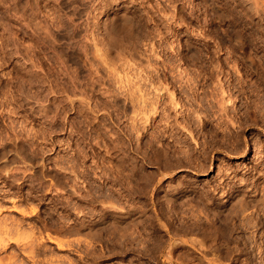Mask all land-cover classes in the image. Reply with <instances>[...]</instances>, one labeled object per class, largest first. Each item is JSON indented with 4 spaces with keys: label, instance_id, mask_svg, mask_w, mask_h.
<instances>
[{
    "label": "bare ground",
    "instance_id": "bare-ground-1",
    "mask_svg": "<svg viewBox=\"0 0 264 264\" xmlns=\"http://www.w3.org/2000/svg\"><path fill=\"white\" fill-rule=\"evenodd\" d=\"M10 1H12L11 2L12 12L11 13H8L7 11L3 10L2 7L0 8V41H1L0 42V64H2L4 62V58H6L7 62H10L11 69L13 70V73H14V74L13 73L12 74L15 75V76L12 75L13 78L10 80H13L12 86L15 87V91L19 94V96L22 95V98H25L26 102H24L23 106L27 107V110L29 111V113L31 112L30 114L33 113L35 116L36 115H37V117L39 116V118L41 119L40 121H42V123L44 122L43 124H45L46 127L50 129L49 132L51 130L57 129V128H55V126H57L59 124H57L55 122L58 120L57 118L60 116L61 111L63 109L61 110L59 108V105H58V102L61 100L62 96L61 97H58L59 95L56 96L59 98L58 99L59 101L57 100V104H56V102L53 101V99H52L53 96L48 97L47 93H49V92L45 93L47 91L46 89L54 92L52 94H55V92L62 89L63 91H65L64 95L66 93V96H65L66 99H68L72 104H76L75 106L79 105V107L80 106L85 107V104H87L89 101H91L89 99H86L88 97V95H89L90 99L93 98V97L92 98L90 97V94H89L90 91L93 90L94 93H95V91H98L100 96L98 95V97H95L93 99H98L99 97L101 98V93H102V95L103 94L106 95V102H105V99H102V100H104L105 103L102 100H100V102L102 101L105 104V106L107 104L108 105L110 104V102H107V98L109 96L111 97V98L109 97V99H112L114 103L116 102L115 104L113 103V105L111 103V105L116 106V104H117V107L115 108V109H118L116 111V114L113 112L114 117H115V115L118 116V117L116 116L117 120H118L119 116L121 117V115H123L124 118H126L125 116H127L129 119L134 121L137 119V117L139 115H141L137 119L140 121L143 120L144 126L142 125L141 128H146V125H149V126L152 125L153 121L156 122L155 116L156 115L160 116V114H161L160 112H162V110L159 111L161 109L160 106L164 105V103L168 99L165 98L167 100L164 101V103L162 105H161V101H163V98L167 94V97L168 96L170 97V98L168 97L170 99V101L169 100L168 101L171 103L169 104V102L168 103L166 102L165 105L168 104L170 106L171 104H173L174 107L180 106V104L182 103V102L180 103V101L183 100L185 98V96L188 98L185 101L188 102L189 105L188 106L185 105V107H184V108H186V106H187V111L185 112L186 115H185V117H183V119H178L176 117L177 115L176 116L174 115L176 117V119L174 120L175 117L170 113V111L168 112V110L165 108V105L162 107H164L163 109L167 110L169 115L170 114L172 115V116L170 115V117H174L171 121L174 120L173 123H175L176 127H178L180 129V131L182 130V132L183 131L187 132L185 134L189 135L190 139L194 142L195 146H197L200 142H198V139L196 137L199 134V130L198 131L196 130L197 131L196 133L194 132L195 129L193 128L194 127L193 124L195 125V123L193 122V124H192V120L195 121V119H193V117L196 116V118L198 117L200 121H203L204 126L207 125V121L208 122L211 121V123L213 122L214 125L216 126V128H215L216 133H213V130H212V137L210 138L211 141L208 140V141H205L204 144H202L203 150L201 149V151L199 153V154H201L202 159L199 160V161H201V163L197 164V167H198V169L196 168L197 170L207 171V170L211 169L212 160H213V158L217 157L216 155H214L215 147H213V146H215V145L218 146L217 141H216L217 143L215 145H214V143H211V142H212V139L217 138V136L219 134L222 136V137H220L222 139L219 138L220 135L218 136L220 141L223 140V141L232 142V144H233L232 149H234L236 152L245 153L247 151V148L249 146V144H248L249 141H247L246 137L242 138L243 135L241 136V134H240V133H242L241 132L242 127L237 126L236 122H238V121L235 122V120L237 118H239V121H240V116H239L240 114L238 115V117L236 119H234V117H235L234 113L231 112V110H233V111L235 110V108H233L234 103L233 102H232L233 104L229 103L233 100L232 95H234L235 92H233V94H227L225 91L226 90L224 88L225 86L222 83L224 82L225 78H227L226 77L227 74L226 75L224 74L225 78L223 77L224 75L222 76L224 78L223 80L220 77H218V79H217V76H219V74L220 73L222 74V72H223L222 71L223 69H221V68L224 67V70H225V67L227 69H229L230 67L228 68L225 65H227V63L231 64V62L230 61L228 62L226 60V62H227L226 63L225 60L223 59L224 63H226V64L224 66H221V64L219 62L220 61L219 58L222 55H228V56H226L227 59L228 60L231 59L234 61V62L232 61L234 63V65L231 64V69H233L232 65H233V67L236 66V69L234 68V70H232L231 73L233 71H236V73L240 72V71L237 72V68H238L237 62L238 61H240L242 63L241 67L244 66V67H246L245 69L248 68L250 71H252V73L259 72L260 69L264 72V0H154V2H156V4L154 3L155 7L152 9V11H150L149 9L146 10L147 16H146V14L144 15V16H146L144 22H146V23L150 22L149 25L152 23V25L149 26V28L151 27L150 31L147 29L148 23H147V26H145L146 23H145V25H142L144 32H142L143 30H141L142 37L140 36V38H141V41L143 38L142 44L144 46L143 47L144 50H143V48H142V50H141V48L139 50V48H138L139 44H137V41L135 40L137 33L136 34H135V32L133 33L132 28H131V25H133L135 16L132 13L131 9L129 8L130 0H104L106 2V4L108 5V11L111 10V13H109V12L106 13V16H105L106 18H104L103 21H101L102 19L101 20L99 19L101 22H97L96 20H94L95 21V29L92 26V28L94 29L92 32L90 30L91 29L90 28L91 23L89 24L87 20H86L87 22H85L83 20V17L81 20L80 12L82 10L79 11L76 7L75 9H71L69 14L65 12V9L69 8V3H70L69 1H71V0H45V2L47 1V2H50L51 4L53 3V5H57L60 8V9H57L58 13L55 12L56 6H54V9H52L53 11L51 10L50 7H49L50 9L48 8V6H53L50 3H48L49 5L45 3L48 6L43 5L44 8H42L41 1H44V0H25L26 1L25 3H27L29 6L26 8L22 7L23 9L18 7L19 2L21 0H10ZM72 1L76 2L77 0H72ZM86 1L88 2L89 0H86ZM132 1L133 0H131V2ZM136 1L141 2V0H134L133 2H136ZM21 2L24 3V1H21ZM90 2L94 3L93 0H91ZM0 4H1V1H0ZM95 4L96 5L93 4L95 6L93 8L97 9L98 4L97 3H95ZM82 6H83V8H86L88 5L86 3H83ZM96 6H97V8H96ZM46 7L48 9V10L46 9L48 11V14L44 12V9ZM99 10H101V8ZM49 11H52V12L49 13ZM88 11H89V9H87V12ZM91 11H92V9H91ZM84 12H86V10L81 12V13H84ZM89 13H90V11H89ZM94 13H95V11H94ZM92 14L93 13H91L90 15H92ZM97 14H93V16L95 17V15H97ZM91 17L92 16H90V18ZM93 19L94 18L92 17V20ZM97 19H98V17H97ZM79 20H81V21H79ZM143 20L141 21L142 23H143ZM161 20H162V22L166 21L165 24L168 22L170 24L174 23V25L175 24L177 25L175 28L173 27V29L170 28L172 30H169V31H171V33H173V34L178 32V33H176L178 35V38H179V34H181V33L184 34L183 36L181 35L182 36V38H181L182 42L179 41L180 39L177 40V44H178V42H180V43H182V45L176 44L174 46L171 44V46H168L169 44L167 42L168 48H172V49H168V48L167 49L168 50L174 49L177 52V54H174L175 51L173 52V54L175 55L174 57H172V58H174L173 60H175V58L178 57L177 55H180L179 56L180 58H177L176 60H178V61H180L179 59H181V61L184 60L185 64L187 61L191 62L190 65L193 63L196 64L198 66L197 67L198 71L195 68L196 66L193 67V65L191 67V70H192V68H195L193 70H196L197 72L188 70L189 69L188 67L190 65H188L184 69L181 68L182 65L179 64L181 61L179 63L178 62L177 63L181 66L180 68L183 70H181V69L179 70V68L177 66L178 64L176 66H174V63L172 62L171 57H169L170 59H168V56H167V59H166V57L163 58L164 56H162L161 51L164 53L165 47L162 48L161 45L163 44L164 41L166 42L167 34L165 33L166 31H164L162 27H164L166 30L168 27L166 28L165 26L167 24L165 26H163L162 23H161V25H162V27H161V25L159 24V21H161ZM82 22H84L85 25L89 26L87 28H90L89 30H90L91 36L88 35L89 33H86V31H87L86 27H82L83 26ZM142 26H140V29L142 28ZM171 27H172V25H171ZM126 28L128 29L129 32H127ZM89 30H88V32H89ZM122 30H126V32L130 33L131 35H133V34L135 35V36L134 35L129 36L130 34L127 35L130 38L135 37L133 40L129 39V45L122 47L119 44V42H118L119 38H117V37H116L117 39L116 38L111 39V40H113L112 43L110 41L111 44L107 41V40H109V38H111L112 33H118L120 31L123 32ZM153 33H155L156 35L154 36ZM175 35H174V37L177 36V35L176 36ZM21 36L27 37L28 40L31 39V40H29V42H31L33 40L34 43L35 42L37 43L38 47H36V48L33 47V45H32L33 42H31L32 44L29 45V42L26 43V41H25L26 39L23 41L24 38L22 39V42H24V43H22L20 40ZM156 37H157V39H156ZM140 38H139V42H140ZM176 39H177V37L175 38V40ZM175 40L173 38L171 40V42L175 41ZM165 42H164V44H166ZM171 42L169 41V43H171ZM175 43H173V44H175ZM139 47H141V46H139ZM159 47L161 49H159ZM213 47L215 49V51L213 49V51L215 53L212 52V50H211ZM217 53H218V55H216ZM165 54H166V52H165ZM173 54H172V56H173ZM226 57H225V59H226ZM221 60H222V58H221ZM7 62H6V64H7ZM69 62H71V64H69ZM224 63H222V64H224ZM72 65L74 66V68ZM125 66L127 67V69L129 68V70H131V71H129L130 73H132V71H133L132 69H134L133 72L137 71L135 68L138 66L141 69V70H138V72H137L138 74H140L139 76L141 77V79H140L141 87H142V85H144L143 87H148L150 90H152L151 92H149V90H146V91H148V94L150 95V93H152L155 96L150 95L151 97L149 96L150 98H147L148 97V95H146L147 92L143 93V90L145 91V89L144 88L140 89L141 87L139 88V86L137 87L139 90L137 89V91H136V89H135L136 87L134 88L132 86L131 89L129 88L127 90L129 92L126 91L127 93H125L123 91V87H124V90H125V87L127 89V86H128L127 84L130 83L128 80H130L132 82V83H130L131 85L132 84L134 85V82L131 80L132 78L130 77V79H128V76L130 75V73H128L129 74L128 75L127 73L126 74L123 73L124 69L122 72H121V70H119L120 68H124ZM134 66H136V67H134ZM175 67H177V69H178V74L176 73L177 76L174 75L175 74L174 71H173V75L171 73ZM183 67H185V66H183ZM210 67H212V69L209 70ZM177 69H176V71H177ZM125 71H127V70H125ZM141 71L143 73H141ZM119 72H121V74L123 73V76L120 75ZM214 72H216L215 73L216 75L214 74ZM208 73H210V75H208ZM244 73H246V71H244ZM249 73L250 72L246 73L247 76H249L248 75ZM168 74H170V75H168ZM213 74H214V76H216L215 77L216 80L211 81V82L214 81L215 84L214 83L213 84L216 85L214 89L212 87V84L209 85V82H208L210 79L214 78ZM235 74L233 73V75H235ZM259 74L261 76L264 75V74H261V72L258 73V75ZM135 75L138 76L137 74H135ZM237 75H239V74H237ZM240 76L242 77L241 74H240ZM123 77L125 78L127 83L124 81ZM140 77H138V78H140ZM231 77H234V76H231ZM235 77H237V76H235ZM134 78H133V80H134ZM245 78L247 79V77H245ZM259 78L260 77H258V79ZM135 79H137V78H135ZM251 79H253V78H251ZM239 80H242V79H239ZM239 80H238V82H239ZM248 80L250 81V78ZM248 80L244 79L245 82ZM215 81H217V82H215ZM228 81H227V83H228ZM231 81H233V80H231ZM235 81L236 80H234L233 82H235ZM260 81H261V78H260ZM263 81H264V79H262V83H264ZM36 82H39V84L41 83V85L44 87V89L46 90V91H44V94H46L47 97L45 95H44V97H42L43 95L42 96H40V95L43 93H38V94H36L38 96H35V94H33V97H32V98H35L37 100H31L32 98L30 99L29 87L32 86L33 83L35 84ZM137 82L139 83V79L135 83L138 84ZM233 82H232V84H233ZM240 82H242V81H240ZM245 82H242L243 85ZM252 82H253V80H252ZM252 82L250 84H254L256 82V80L254 83H252ZM122 83H123V85H122L123 87L121 86ZM124 83L126 84V86H124ZM176 83H178V84L176 85ZM247 83L249 84V82H247ZM257 83H259V82H257ZM140 84H138V85H140ZM230 84H231V82H230ZM248 84L246 87H248L250 85V84L249 85ZM237 85H236V87H237ZM135 86H137V85H135ZM207 86L212 87L211 88L212 90L208 91L210 89ZM227 86H230V85L228 84ZM260 86H261V84H260ZM262 86L264 87V85H262ZM39 87H40V85H39ZM39 87H38V89H41ZM184 87L186 88V90L184 89ZM234 87H233V89L236 90ZM243 87H245V86H243ZM243 87L241 86L242 89H243ZM250 87H251V85H250ZM87 89H89L90 91L87 92ZM115 89L116 90L118 89L119 94H116L115 92L113 93V91ZM238 89H240V88H238ZM238 89H237V91H238ZM13 90L11 91L12 93L11 92H9V93L13 94ZM134 90L136 92L139 91L138 94L136 92H134ZM177 90H178V92H181L183 90H184L183 91L184 93L186 92V95L183 92H182V94L179 93L181 95H185L184 98L183 97L181 98L180 95H178L179 97H175V92ZM228 90L229 89H227V91ZM234 90H231V91H234ZM0 91H2V90L0 89ZM131 91L133 93H135L134 96H132ZM241 92H243V91H241ZM244 92H245V90H244ZM246 92H248V89ZM9 93L7 92V94H9ZM87 93H88V95H87ZM139 93H141V94L139 95ZM229 93H231V92H229ZM263 93H262V95H264ZM2 94H4V93L2 92ZM120 94H121V97H120ZM136 94L139 96H136ZM226 94L229 96H227ZM55 95H54V98H55ZM85 95H86V98H85ZM94 95L95 94H92L91 96H94ZM240 95H242V94H240ZM243 95H244V93H243ZM14 96L15 95L13 94V97ZM39 96L42 98H39ZM50 97H52V98L50 99ZM136 97H139V98H136ZM237 97H239V96H237ZM251 97H253V96H251ZM119 98H121V100ZM5 99H7L6 94H4V98L2 100H4V101L8 100V99L7 100H5ZM85 99L87 100V102ZM109 99H108V101H110ZM19 100H20V98H19ZM63 100H62V102H63ZM249 100H251V99H249ZM4 101H1L2 104ZM98 101H99V99H98ZM98 101L96 100V103H100ZM118 101H120V102H118ZM134 101H136V103H138V102L139 103L136 104ZM235 101H237V100H235ZM65 102H66V100H65ZM94 102H95V100H94ZM118 103H121V104H119V106H118ZM228 103L230 104V106L228 105ZM247 103H250V101ZM251 103H250V105H251ZM2 104H1V108H2ZM8 104H9V102H8ZM8 104H6L7 107L9 106ZM182 104H184V102ZM64 105H66V104H64ZM64 105L62 103V106H64ZM95 105H97V104H95ZM168 105H167V107H168ZM62 106H61V108H62ZM73 106L74 105H72L71 108ZM91 106L89 105V108H92L94 106V104L92 107ZM64 107H66V106H64ZM110 107L111 106L109 105V108L108 107L107 108L110 109ZM68 108L69 107H67V109ZM81 108H79V109H81ZM94 108H96V107L94 106ZM99 108H101L100 105H99L98 109ZM102 108L105 109V107H103V105H102ZM249 108H251V107H249ZM249 108L247 106L246 111H248ZM171 109H172V106H171V108H169V110H171ZM252 109H254V107ZM255 109H258L256 107V104H255ZM88 110L89 109H87L86 111H88ZM91 110H92L91 112H93L94 109H91ZM180 110H178V111L180 112ZM182 110H181V112H182ZM97 111H102V110L100 109ZM113 111H114V108H113ZM172 111L174 112V110H172ZM65 112H67V110ZM65 112H63V114ZM109 112H111V111H109ZM164 112H166V111H164ZM176 112H175V114H176ZM179 112H178V114H180ZM238 112H240V111H238ZM168 113H166V114H168ZM255 113H254V115H252L253 113L252 114L248 113V114H251L249 116H251V118H252V116L257 115ZM235 115H236V113H235ZM244 115H245V112H244ZM159 116L157 118H159ZM161 116H163V115L161 114ZM166 116L168 117V115H166ZM166 116H164L163 118H165ZM179 116H180L179 118L182 117L181 115H179ZM259 116H261V115H259ZM263 116L264 115H262V117ZM62 117L65 119L66 116H62ZM170 117H168L167 119H170ZM106 118H103V119H106ZM121 118H123V117H121ZM161 118H159L158 121H160ZM163 118L161 119L162 121H164ZM243 118L245 119V117H243V115H242V119ZM247 118H246V120H247ZM251 118L249 119V121L252 120ZM254 119H257V118H254ZM60 120L61 119H59L58 121H60ZM69 120H71V119L69 118ZM199 120L197 122H199ZM72 121L73 120H71V123H72ZM64 122H65V120H64ZM164 122L166 124V121H164ZM170 122H169V124L171 126V124H173V123L172 122L170 123ZM241 122H243V121H241ZM251 122H254V121H251ZM103 123H105V122H103ZM137 123H141V122H137ZM169 124L167 121L166 125H169ZM199 124H202V123H199ZM245 124H247L246 121H245ZM245 124L243 123V125H245ZM258 124H259V122H258ZM73 125H74V123H73ZM100 125H102V124H100ZM212 125H211V127H212ZM65 126H67V124ZM69 126H70V124H69ZM105 126H107V128H108V125H105ZM149 126L147 128H149ZM160 126L161 125H158V128ZM204 126H203V128H204ZM60 127L61 126H59V128ZM62 127H63V125H62ZM73 127H72V130L75 129V127H74V129H73ZM92 127H94V126H92ZM138 127H139V125H138ZM161 127H163V126H161ZM107 128L105 127L106 131L108 130ZM164 128H165V126H164ZM166 128H167V126H166ZM195 128H196V126H195ZM200 128H201V125H200ZM207 128H209V127H207ZM20 129H22V128H20ZM70 129L71 128H69V130ZM134 129H132V130H134ZM211 129H213V127ZM211 129H208V130H211ZM4 130H5V128H4ZM140 130H142V129H139L138 131L140 132ZM203 130H202V132L203 133L206 132V134H207V131H203ZM13 131H11V132H13ZM113 131L114 132H112V131L108 132V134L110 135V138L108 135L109 140H107L108 138L106 139L107 141H109V145H108V147H106V149L107 148L108 149L106 151L109 152L110 155H109L108 160L105 161L106 163L102 162V163H104V165L100 162L103 165V167H102V165L99 166L100 163L98 165L93 163V165L91 166V169L89 168L90 166H88V168L91 170L89 173H88L89 169H86L84 171L83 170L78 171V170H76L77 168L75 170L72 169L76 173V176L75 175L74 176L76 178L78 177L79 179H82L81 180L83 182L82 185L85 183V187H83V189L86 188V189H84L85 191L83 189L81 191V188L79 189L78 188L79 186H76L77 185L76 183H75L76 185L69 183L68 181H66L67 179L66 180L63 179L64 181H62V179H60V175L62 172L59 173L57 171H53V170H51L52 168L47 171L44 167V164H45L44 159L43 158H37V157H35L36 154L34 156L33 154L27 152L29 149L27 151L24 150V155H23V158L21 161V163L23 164L22 165L23 167L20 166L21 164L18 165L17 167H13L14 165L11 166L12 165L11 162L14 159L11 160V162H10V159L6 158V157H8V155L6 156V154H5V151H4L5 148L2 147L3 149H1V147H0V183L2 184V186H0V212H2L3 209L7 206L6 202L8 200L7 198H9L8 201L11 202L10 207L16 211H19L20 214L27 216L30 211H28L27 209L21 208V207H22V204H24V202H26L28 200V197H30L29 195L31 193L29 194V193L23 192V190H24L23 185L26 184L29 187L31 192L42 193L41 198L44 199L43 196L46 192H48L49 187H47L46 184L44 183L46 180L43 181L42 179H45L46 177H48L49 180L51 181L50 182L51 184H49L50 186L56 187V185L59 184L60 185L59 187H61V189L63 191H66L67 195H71V196H69L71 198H68L65 201L63 200V202H62V204H64L66 211H69L70 214L64 215V216L62 214V217H61L62 222L61 223H63V225H61V227L64 228L65 233L66 232L67 233H74V234L79 233L78 234L79 236L80 235L84 236V238H83V236H81L83 238L82 243L86 242L87 245H85L84 248H82L83 245H82V247L80 246V248L78 249V251H80V252L77 251L76 253L80 254L83 252L87 256L88 255L91 256V254L93 256L94 250H92L90 248L91 247L90 244L92 242L91 241V238H92L91 235L94 233L96 234V232H94V229L98 230V228H102V226H104V225L106 226V224L110 225L111 223H113V224H111L113 226H111L110 228L113 227L114 230L112 229L111 232L114 234H118V232H119V234H121L122 237H125V239L128 243L132 240H135V241H136V239L138 240V238H140V237L133 239L132 234L135 231H137L139 233V231L141 229V227H140L141 226L140 225L141 224L140 223L141 218L149 216V217H151V219H153L154 214H155V217L159 218L158 217L159 213H157L156 210H155L156 213L153 211L152 212L154 214L151 213V210L154 208V206L152 203H150V201H147L148 199L146 197V196H148L147 194H150V191H151L150 195H152V197H153V195L156 196L157 195L156 193H158L157 187L159 189V186H160V191H162V194L159 195V197H161L166 202H168V201L170 202L172 200V197L177 195L176 193L182 192L181 195H183L182 197H184V198L191 195V192H189L190 190H188V188H186L183 185V182L180 179L181 178L180 175H177L176 173L179 171H182L184 169V166H186L185 158L192 160V157H193V160H194L195 154H197V153H194V151L190 150V152L191 151L192 152L191 153L189 152L185 156L176 155L177 153H180V152L181 153H187V151L183 150L182 146L180 147V145H179L180 144L179 140H181L182 143H183V140L181 138L179 139V137H177V133H169L168 135H166L165 129L162 133H158V132L157 133L156 132H154V133H146V132L143 133L142 132V133H136V135H134V134L129 132V133H126V141L123 140V138L125 136L124 137L122 136L123 137L122 138L120 133H116L114 128H113ZM155 131H156V129H155ZM3 132H5V131H3ZM170 132H172V131H170ZM175 132H176V130H175ZM77 134L79 135V133H77ZM123 134L125 135V133H123ZM210 134L211 133L208 132L209 137L211 136ZM80 135H82V134H80ZM85 135H86V133H85ZM181 135H182V133H181ZM88 136L89 135H87V137ZM204 136H205V134H204ZM17 137H19V136H17ZM79 137H81V136H79ZM92 138H91V140H93ZM218 138H217V140H218ZM2 139H1V141H2ZM7 139H9V138H7ZM243 139H244V142H243ZM84 140H85V145H84V147H82V150L80 149L81 153H83V158L84 157L87 158L88 156H90L92 161L94 162L95 161L94 157L98 156L97 155L98 153L95 152L96 149L94 148L93 143H92L94 140L92 142L89 140V138H85V139H83V141ZM9 141H11V140H8V142ZM99 141H100V139H99ZM185 141H186V139H185ZM187 141H188L187 146L189 147V145H191V143L189 144L188 139H187ZM213 142H215V141L213 140ZM100 143H102V142H100ZM220 143H218V144H220ZM2 144H3V142H2ZM16 144H17V142H15V145ZM212 144H213V146H211ZM0 145H1V143H0ZM19 145H21V144L19 143ZM205 145H209L210 147L209 146L206 147ZM27 146H29V145H27ZM9 147H10V151H11L12 146L10 145ZM223 147L226 150L225 146H223ZM218 148H219V146H218ZM5 150H7V149H5ZM228 151H226V152L228 153ZM107 152H105V153H107ZM209 152H211V154ZM231 152H233V151H231ZM22 153H23V150H22ZM208 154H210V158H209L210 162L208 161L209 159L207 160V158L209 156ZM64 157L66 158V155ZM102 158H103V156H102ZM196 158L199 159L200 157L197 156ZM98 160H100V159H98ZM62 161H64V160H62ZM61 163H63V162H61ZM64 165H65V162H64ZM147 165L148 166L150 165L153 168V171H150L151 173L148 171L150 174L147 173V171H146ZM54 168H55V166H54ZM80 168L82 169L83 167L80 166ZM28 169H29V171L31 170L30 173H27ZM61 169H62V167H61ZM189 169L191 170L190 167H189ZM61 176H63V178H65L67 175L65 176L64 174H62ZM141 179L144 180L143 183H141ZM72 180L75 182L78 181V180H74V179H72ZM53 181H55V183ZM61 183H63V184H61ZM159 183H160V185L157 186V184H159ZM55 189H57V188H55ZM61 195L62 194H60V196ZM210 199L208 197V200H210ZM189 205H191V203ZM30 206H32V205H30ZM97 212L99 214L100 213H102V214H100L101 217L100 218L97 217L98 219L96 220L95 219L96 217H94V216L97 214ZM2 214L0 217H3ZM70 215H73L74 217H71ZM14 219L11 220V222H9L8 217L4 216L3 218H0V230H3L2 232H4V233H9V230L13 227H15V229H18V230L23 229V227H26V226H24V224H25V221L23 220L24 218H22V220L21 219L20 220H17V219L14 220ZM197 222L195 224H197ZM133 225H135V226H133ZM29 226L32 229V230L31 229L30 230L33 232H34V229H36V230L38 229L37 233L39 232L38 233L39 237H36V238L33 237L31 242L28 241V243L30 242L29 244L24 243L25 245H23V244L22 245L25 247H23V246H20V247L23 248L24 252H27L28 254L33 253L35 255L37 252L39 253V250H42L39 248L40 246L38 247V244L35 245V243L38 240L43 239L46 235L47 236H50V235L45 232L46 235L44 234L45 236H43L41 230L39 229V226H37L36 224L35 225L33 224V226H31V225H29ZM191 226H190V228H191ZM143 227L145 229V226H143ZM130 228L131 229L133 228L134 232H131ZM36 230H35V232H36ZM110 230H109V233H110ZM186 230H188V229L180 228V227H176V226L171 228V230L168 229V235H169L168 240L169 241H167V245L172 246V247L173 246L176 247V246H179L180 243L182 244V242L184 240L180 239L179 237H180L182 231H186ZM140 233H142V232H140ZM188 233H190L189 230H188ZM136 235H135V237H136ZM223 235L227 237L228 234H226V232L225 233L223 232ZM37 238H38V240H37ZM4 239H5V237H4ZM35 240H37V241L35 242ZM141 240H142V237H141ZM150 240H152V239H150ZM66 241L63 243L61 242L60 245L65 246V244H68L70 246V242L69 241L66 242ZM126 241H125V243H126ZM33 242H35V243H33ZM39 242L40 241H38L37 243H39ZM148 242H149V240H148ZM153 242H155V241H153ZM197 242H199V241H197ZM200 242H202V240ZM128 243L126 245H128ZM132 243H133V241L131 242V244ZM135 243H133V244H135ZM152 243L150 241V244H152ZM161 243L162 242H160V244ZM137 244H139V242H137ZM153 244L155 245V243H153ZM157 244H156V246H157ZM202 244H203V246L205 245L203 242H202ZM146 245H145V247H146ZM161 245H159V247ZM119 246H120V244H119ZM203 246H201V247H203ZM127 247L129 248L130 246H127ZM154 247L155 246H153V248ZM130 249H132V248H130ZM154 250H156V249H154ZM44 251H45V249H44ZM156 251H158V250H156ZM138 252L141 253L140 250ZM150 254L153 255L154 253L153 254L150 253ZM80 255H82V254H80ZM101 256H99V257H101ZM58 258H60V257H58ZM92 259H94V258H92ZM94 260H96V259H94ZM33 261L31 263H33ZM36 262H35V264H36ZM48 262H50L52 264H59V263H61V260L55 259V258L52 259V257H50V261H47V263ZM71 262L72 261H69V264H71ZM47 263H45V264H47ZM81 263H82V261H81ZM92 263H94V262H92ZM63 264H65L64 261H63Z\"/></svg>",
    "mask_w": 264,
    "mask_h": 264
},
{
    "label": "rangeland",
    "instance_id": "rangeland-1",
    "mask_svg": "<svg viewBox=\"0 0 264 264\" xmlns=\"http://www.w3.org/2000/svg\"><path fill=\"white\" fill-rule=\"evenodd\" d=\"M0 1H1L0 8L2 7L3 10L7 11L8 13H11L12 12L11 2L12 1H10V0H0ZM21 1H24V3L21 2ZM21 1H20L21 3L19 2L18 7L26 8V7L29 6L27 3H25L26 2L25 0H21ZM90 1L91 0H89L88 2L86 0H84V1L83 0L82 1L81 0H77L76 2H73L71 0V1H69L70 2L69 3V8L65 9V12L68 13V14L70 13L71 9H75L76 7H77V9L79 11L82 10L81 12H83L85 10L87 12V9H89L90 13H89V11L87 13L86 12H84V13L80 12L81 20H82V17H83V20L85 22L88 21L89 24L91 23V26H90L91 29H90V28H87L89 26L85 25L84 22H82L83 23L82 27H86V29H87L86 33H89L88 35H90V30L92 32L95 29V21L94 20H96L97 22H101V21L104 20V18H106L105 17L106 13H108V12L111 13V10L108 11V5L106 4V2L104 0H93L94 3L90 2ZM132 2L130 0L129 8L131 9V11H132V13L134 14L135 17H134V22H133L134 26L131 25V28H132L133 33L134 32H135V34L137 33L138 37L136 36V38L135 37L134 38L137 41V44H139L138 45L139 50H140V48L142 50V48L144 47L143 44H142L143 43V38H142V41H141L140 36L142 37L141 30H143L142 32H144V29H143L142 25H145V23H146V22H144L145 21V17L147 16L146 10L149 9L150 11H152V9L155 7L154 3L156 4V2H154V0H141V2H138V1L133 2V3ZM45 3L48 4L50 2H47V1L45 2V0L41 1L42 8H44V6L46 5ZM83 3H86L88 5L87 6L88 8L86 7L87 9L83 8V6H82ZM95 3L98 4L97 6H98L99 9L101 8V10H99L97 8V6H96L97 9L93 8V7H95L94 5H96ZM48 5H46V6H48ZM51 5H53V3ZM54 6H56V9H55L56 11L55 10L54 11L57 12V9H60L57 5L48 6V8L50 7L51 10H52V9H54ZM46 9H47V7L44 9V12L48 14V11H47L48 9L47 10ZM91 9H92V11H91ZM52 11H49V13H51ZM94 11H95V13H94ZM91 13H93V14H97L98 13L97 15H95V17L97 16L98 19H97V17L95 18L93 16V14L90 15ZM145 14H146V16H144ZM90 16H92L94 19L92 20V17L90 18ZM99 16L100 17L102 16L103 18L102 17L100 18ZM99 19L100 20L102 19V20L100 21ZM141 19L143 20V23L141 22L142 21ZM81 20H79V21H81ZM165 22L164 21L162 22V20L159 21L160 25H161V23H162L163 26H165L167 24L165 27L166 28L168 27L167 30H166L161 25V27L163 28L164 31H166L165 33L167 34L166 42L164 41L166 44H164V42H163V44L161 45L162 48L165 47L166 49L164 48V53L162 51H161V53H162V56H164L163 58L166 57V59H167V56H168V59H170L169 57H171V60L174 63V66H176L181 61V59H179L180 61L176 60L177 58H180L179 57L180 55H177L178 57L175 58L176 61L173 60L174 58H172V57H174L175 56L174 54H177V52L174 49L173 50H168V49H172V48H168V46H171V44L175 46L177 44V40L180 39L179 41H181V38H182V36L184 34L183 33L179 34V38H178V35L176 34L178 32L175 33L177 35L176 36L175 34L171 33V31H169V30H172L173 27L175 28L177 25L176 24L174 25V23L170 24L168 22L165 24ZM147 23H146L145 26H147ZM149 23H148V26H147L148 28L147 27L146 28L150 31L151 27L149 28V26L152 25V23L150 25H149ZM171 25H172V27H171ZM92 26L94 27V29L92 28ZM140 26H142L141 29H140ZM170 28H172V29H170ZM88 30H89V32H88ZM122 31L123 32H121V31L118 32L119 34L118 33H112L111 38H109V40H107V41L109 43L111 41V43H112L113 40H111V39L112 38L115 39L117 37V38H119L118 42H119V44L122 47L123 46L125 47L126 45H129V39L133 40L134 38L133 37L130 38V37L127 36L128 34H130V33H127V32H129L128 29H127V32H126V30H122ZM133 35L130 34L129 36H133ZM153 35L155 36L156 34L153 33ZM174 35L177 37L176 40H175L176 37H174ZM20 38H21L20 39L21 42H22L23 38H24L23 41L26 39L25 40L26 43L29 42V40H31V39L28 40L27 37H24V36L23 37L21 36ZM139 38H140V42H139ZM173 38H174L175 41L171 42V40ZM156 39H157V37H156ZM169 41L171 43H169ZM31 42H33V44ZM31 42H29V45L32 44L33 47H35V48L38 47L36 42L34 43L33 40ZM167 42H168L169 45L167 44ZM22 43H24V42H22ZM173 43H175V44H173ZM178 44L182 45V43H180V42H178ZM139 46H141V47H139ZM159 49H161V48L159 47ZM213 49H214V47L211 49L212 52L215 51V49H214V51H213ZM143 50H144V48H143ZM165 52H166V54H165ZM173 52H174V54H173ZM171 53L173 54V56H172ZM216 55H218V53ZM226 56H228V55H222L219 58V60H220L219 62L221 64V66H224L227 63L226 60L228 62L230 61L231 64L234 65V63H233L234 61L231 60V59L228 60ZM225 57H226V59H225ZM221 58H222V60H221ZM223 59L225 60L226 63H224ZM6 62H7L6 58H4V62L2 64H0L1 65L0 66V89L2 90V91H0L1 92L0 95L2 94V92L4 94H6L7 95V99L9 101L7 99H5V100H7L9 102V104H8L7 101L2 100L4 98V94H2L0 96V108H1V104H2L1 101H4L5 103L3 102L2 108L0 109V143H1L0 147H1V149L5 148V149H7L9 151L8 152L7 150L4 149L6 156L8 155V157H6V158L10 159V162H11V160L14 159L11 162V164H12L11 166L14 165L13 167H17L20 164H21L20 166L23 165L21 163V161H22V158H23V155H24V150L27 151L29 149L27 152L33 154L34 156L36 154L35 157H37V158H43L44 159V163H45L44 167H45V169L47 171L52 168L51 170H53V171H57L59 173L62 172L61 175L62 174H64L65 176L67 175L66 177L64 176L65 178H63V176L60 175V179H62V181L67 179L66 181H68L69 183H72L74 185L77 184L76 186H79L78 188L79 189L81 188V191H82L83 187H85V183L82 185V183H83L81 181L82 179H79L78 177L77 178L75 177L76 173H75L74 170L77 168L76 170H78V171L79 170H83L84 171V170L89 169V168L91 169V166L93 165V163L97 164V165L100 162L101 163L102 162L106 163L105 161L108 160L109 155H110V153L106 151L108 149V148L106 149V147H108V145H109V141H107V140H109V138H110V135L108 134V132H110V131L114 132L113 128L115 129L116 133H120L121 137L125 136L124 138L122 137L123 140H125V141H126V133H129V132L134 134V135H136V133H142V132L143 133H145V132L146 133H154V132L162 133L164 131V129H165L166 135H168L169 133H177V137H179V139L181 138L183 140V143H182L181 140H179L180 144L179 143L178 144L180 145V147L182 146V149L186 150L187 153H181L180 152V153H177L176 155L185 156L186 154H188L190 152V150L194 151V153H197V154H195L194 160H193V157H192L193 161L191 159H188V158L186 159L185 158L186 166H184V169L182 171H179L180 173L176 171L177 172L176 174L180 175V177H181L180 179L182 180L183 185L186 188H188V190H190L189 192H191V195H189L188 197L184 198V197H182L183 195H181L182 192L176 193L177 195L173 196L172 200L170 202L169 201L166 202L161 197H159V195L162 194V191H160V186H159L160 183L157 184V186H159V189L157 187V192L158 193H156L158 196L157 195L156 196L153 195V197H152V195H150L151 194V191H150V194H147L148 196H146V197L148 199L147 201H150V203H152L153 206H154V208L151 210V213L154 214L153 212H155V210H156V212L159 213V215H158L159 218L155 217V214L153 216V219H151V217H149V216L141 218V220H140L141 229H140L139 233L137 231L134 232V229L130 228V231L135 233V234L134 233L132 234L133 237L131 236L133 239L140 237V238H138V240L136 239V241L131 239L133 241V243L136 242L135 244H133V243L131 244L132 241H130L128 243L126 241L125 237H122L121 234H119V232H118V234L112 233L111 231H112V229L114 230V228L113 227L110 228V227L113 226V225H111L113 223H111L110 225L106 224L107 227L104 225V226H102V228H98V230L94 229V232H96V234L94 232H93L94 234L91 233L92 234L91 235L92 236V238H91L92 242L90 244L91 245L90 248L92 250H94L93 251V256H92V254H91V256H89V255L87 256L83 252L80 253L82 255L76 253L78 251V249L80 248V246L82 247V245H83L82 248H84L85 245H87L86 242L82 243L83 242L82 239L84 238V236L83 235L79 236L78 235L79 233H75V234L74 233H67V232L65 233L64 228L61 227V225H63V223H61L62 222L61 221L62 220V218H61L62 214H63V216L70 214L69 211H66V209L64 207V204H62V202H63V200L65 201L68 198H71V197H69L71 195H67L66 191H63L61 189V187H59L60 185L57 182L56 183L58 185H56V187L50 186L49 184H51L50 183L51 181L49 180L48 177H46L45 179H42L43 181L46 180L44 183L46 184L47 187H49L48 192H46L44 194V196H43L44 199L41 198L42 197V195H41L42 193L31 192L29 187L26 184H24L23 185L24 186L23 192L29 193V194L31 193L32 195L31 194L29 195L30 197H28V200L26 202H24V204H22L21 208H24V209H27L28 211H30L29 214L27 216H25V215L20 214L19 211H16V210L12 209L10 207L11 202L8 201L9 198H7L8 199L7 202H6L7 206L3 209L2 212H0V216L3 213L2 216L3 217L4 216L8 217V221L9 222H11V220H13L14 218L17 219V220H20V219L22 220V218H24L23 219L25 221L24 226H26V227H23V229H20V230L15 229V227H13V228H11L9 230V233H4V232H2L3 230H0V264H33V263L35 264V262L37 260H38L37 261L38 263L36 262V264H41V263L45 264V263H47V261H50V257H52V259L53 258L60 259L62 264H63V261H64L65 264H67V263L69 264V261H72L71 264H264V121H263L264 120L263 119L264 116L262 117V115H264V97H263L264 95H262V93L264 92V87L262 86V85H264V83H262V79H264V75L263 76H261L260 74H259L260 76L258 75V73H260V72H261V74H264V72L261 69L259 70V72H254L255 73L254 74L248 68L245 69L246 67H244V66L241 67L242 63L240 61L237 62L238 65L240 64L239 66L237 65V67H238L237 68V72L240 71L241 73L240 72L236 73V71H233L231 73V71L234 70V68L236 69V66L233 67V65H232L233 69H231V64H229V63H227V65H225L228 68L230 67L229 69H227L226 67H225V70H224V67L221 68V69H223L222 71L224 73L223 72H222V74L220 73L219 76H217V79H218V77H220L223 80L225 78V75L227 74V76H226L227 78H225V80H224V82L222 84H224V86H225L224 88L226 89V90L225 89L224 90L226 91L227 94H233V92H235L234 95H232V97H233L232 99L233 100L231 102H229V103L233 102L234 106L236 105L235 107L233 106V108H235V110L234 111L231 110V112L234 113V116H235L234 119H236L238 117V115L240 114L239 115L240 116V121H239V118H237L235 120V122L238 121L239 123L236 122L237 126H241L242 127L241 128V132L242 133H240V134H241V136L243 135L242 138H244V137L247 138V141H249L248 142L249 146H248L247 151L245 153H238L234 149H232L233 148L232 147V145H233L232 142L223 141V140L220 141V139H222L220 137H222V136L219 134L220 136L219 135L218 136H219L220 139L217 136L218 140H217V138H213L212 142H211V143H214V145L217 142L218 143L221 142L220 144L217 143L219 148L216 145L215 146H213V144L211 145V146L215 147L214 155H216L217 157L213 158L211 169H209L207 171H202V170H197L198 169L197 164H200L201 161H199V160L202 159V156L199 153H200L201 149L203 150V145L202 144H204L205 141H208V140L211 141L210 138L212 137V130H213V133H216V131H215L216 130L215 129L216 126L214 125L213 122L211 123V121L210 122L207 121V125L204 126L203 121H200L198 117L196 118V116L193 117V119H195V121L192 120V124H193V122L195 123V125L193 124V126H194L193 128L195 129L194 132L196 133L199 130V134H198L199 136L197 135L196 137L198 139V142H200V143L197 146H195L194 142L190 139L189 135L185 134L187 132H185V131L182 132V130L180 131V129L178 127H176L175 123H173L174 120L176 119V117L178 119H183V117H185V115H186L185 112L187 111V106L189 105L188 102L185 101L188 98L185 96L186 92L184 93L183 92L184 90L181 91V92H178V90H177L175 92V97H179L178 95H180L181 98L182 97L184 98V96H185V98L180 101V103L184 102V104L181 103L180 106L174 107L173 104H171L170 106L167 104L168 105V107H167V105H165V104H166V102L168 103L170 101V99H169L170 97L168 96L169 97L168 98L167 94H166L165 97L163 96L164 97L163 101H161V105H162L164 103V101H166L168 99L169 101L167 100L164 103L165 108L168 110V112L170 111V113L173 116L174 115L175 116L177 115V116L176 117L174 116L175 118L174 117H170L171 114L169 115L167 110L163 109L164 107H162V106H164V105L160 106L161 109L159 111L162 110V112H160V113L163 115V116H161V114H160V116L162 118L164 116H166V115H168V117H170V119H167L168 117L166 116L167 118L166 117L165 118L167 120L165 118H163L164 121H166V124H167V121H168V124H169V122L174 118V120L171 121L174 125L173 124H171V126H170V124L166 125L165 122L161 120L162 118L159 115H156L155 116L156 117V122L153 121L152 125H150V126L146 125V128H141L142 125L144 126L143 120L142 121L137 120L138 117L141 116V115H139L137 117V119H136L137 121L136 120L132 121L127 116H125L126 118H124L123 115H121V117H123V118H121L119 116L118 120L116 118L117 115H115V117H114V113L116 114V111L118 109H115L117 107V104H116V106L115 105L112 106L114 102H113L112 99H109L110 96L107 98V102H110L109 105L111 106L110 109H108L109 105L108 104H107L108 106L106 105L108 107L107 108L105 106V104H104L106 102V95H104V94L102 95V93H101V98L99 97L98 98L99 101H98V99H93L95 97H98V95L100 96L98 91H95V93H94L93 90H92L93 91L92 92L89 89H87V92L90 91V93H89L90 97L91 98L93 97V98L90 99L89 95L87 93L88 97L86 98V95H85V98L89 99L91 101L88 100L89 104L88 103H87L88 105L85 104V107L83 106L84 107L83 108L82 106L79 107L78 104H77L78 106H75L76 104H72L68 99H66V97H65L66 93L64 95L65 91H63L62 89H60L59 91L55 92V94H56L55 95V94H52L54 92H52L51 90L46 89L47 90L46 91L44 89V87L41 85V83L39 84V82H36L37 84L33 83L32 86L29 87V89H30V92H29L30 93V99L33 97V94H35V96H38V95H36L38 93H43L40 96L43 95L42 97H44V95L46 96V94H44V91H46L45 93L49 92V93H47L48 97L49 96H53V98L50 97V99L52 98L53 101L56 102V104H57V100L59 99L58 97L62 96L61 100L60 101L58 100L59 101L58 102L59 108L61 110L63 109L62 110L63 112H65L67 110V112H65L66 114L65 113L63 114V112L60 110L61 111V114L59 116L60 118L58 117L57 119L58 120L61 119V120L58 121L56 119L57 121L55 122V123H57L59 125H57L58 127L55 126V128H57L56 130H51L49 132L50 129L47 128L45 124H43L44 122L42 123V121H40L41 119L39 118V116L37 117V115L35 116L32 113L34 115L33 116L32 114H30L31 112L29 113V111L27 110V107L23 106L24 102H26L25 98H22V95L19 96V94L15 91V87L12 86L13 85V82H12L13 80H10V79H12L13 76H15V75H13L14 73H13V70L11 69L10 62H7V64H6ZM221 62L224 63V64H222ZM190 63L191 62L187 61L186 62L187 65H186L184 60H182L179 63L180 65H182V67L179 64L177 66H178V68L180 70L181 68H183V69L186 68L188 65H190ZM69 64H71V62H69ZM192 65H193V67L196 66L195 68L197 69L198 66L196 64H194V63L191 64L188 67L189 69L188 68L187 69L191 70ZM183 66H185V67H183ZM134 67H136V66H134ZM73 68H74V66H73ZM138 68H139L138 66L135 68L137 70L135 72H133L134 69H132L133 70L132 73L129 72L131 70H129V68L127 69L126 66L124 68H120L119 69V70H121V72L124 69L123 73H125V74L126 73L127 74L130 73V75L128 74L129 76L127 75L128 79H130V77H131L132 78L131 80L134 82V85L133 84L131 85L130 83H132V82L130 80H128L130 83L127 84L128 86H127V89L125 87V90H124V87L122 86L123 83L121 84V86L123 87V91L125 93L129 92L127 90L129 88L131 89L132 86L134 88L136 87L135 88L136 91L138 89L137 88L138 86H139V88L141 87V84H140L141 83V81H140L141 77L139 76L140 74L137 73L138 70H141V69L140 68L138 69ZM175 68L177 69V67H175ZM175 68L172 70L171 73L173 75V71H174V73H175L174 75L177 76L178 69L176 71ZM195 68H192L191 71L195 72L196 70H193ZM183 69H181V70H183ZM210 69H212V67H210L209 70ZM125 70H127V71H125ZM197 71H198V69H197ZM244 71H246V73L250 72L248 74L249 76H247V74L244 73ZM121 72H119V73H120V75L123 76V73L121 74ZM7 73L8 74L10 73V74L8 75ZM141 73H143V72L141 71ZM215 73L216 72H214V74ZM233 73L234 74L236 73V74L233 75ZM135 74H137L138 76H136ZM170 74H168V75H170ZM214 74H213V76H214ZM237 74H239V75H237ZM240 74L242 75V77L240 76ZM208 75H210V73H208ZM231 76H234V77H231ZM235 76H237L239 79H242V80H239ZM134 77L137 78V79H135ZM138 77H140V78H138ZM215 77L216 76H214V78H212V79H210L208 81L209 85L212 84L213 89L215 88L216 85H214L215 84L214 81L213 82H211V81L212 80H216ZM245 77H247V79ZM258 77L261 78V81H260V78L258 79ZM133 78H134L135 81L133 80ZM249 78H250L251 82L253 80L252 83H254L255 80H256L255 83L257 85L255 83L254 84H250L251 82L248 80ZM251 78H253V79H251ZM138 79H139V83L138 82L137 83L140 84V85L135 83ZM244 79L248 80V81L245 82ZM226 80L228 81V83H227ZM231 80H233V81L236 80L235 82L238 85L235 82L231 81ZM238 80H239V82H238ZM124 81L127 83L125 78H124ZM240 81L245 82L244 85ZM215 82H217V81H215ZM230 82H231V84H230ZM232 82H233V84H232ZM247 82H249L251 87H250V85ZM257 82H259L262 87ZM177 84L178 83H176V85ZM226 84L227 85L229 84L230 86H227ZM247 84L249 85L248 87H246ZM39 85H40V87H39ZM135 85H137V86H135ZM236 85L240 89H238L236 87ZM37 86L39 88H41V89H38ZM124 86H126L125 83H124ZM143 86L144 85H142V87L140 89H142V88L145 89V91L143 90V93L147 92V94H146V95H148V97L146 96L147 98H150L151 97L150 95H152V96L154 95L152 93H150V95H149L148 91H146V90H149V92H151L152 90H150L148 87H143ZM232 86L236 90H234ZM241 86L242 87L243 86L246 87V88L243 87L245 92L241 88ZM207 87L210 89L208 91L212 90L211 89L212 87H210V86H207ZM184 89L186 90L185 87H184ZM227 89H229V90L227 91ZM237 89H238V91H237ZM247 89H248V92H246ZM12 90H13V94L15 95L14 97H13V94H11ZM115 90L113 91V93L115 92L116 94H119L118 89L116 91ZM231 90H234V91H231ZM136 91L134 90V92H136ZM241 91H243V92H241ZM7 92L8 93L11 92V93L7 94ZM138 92H136V93L138 94ZM182 92L185 95H181ZM229 92H231V93H229ZM179 93H181V94H179ZM243 93H244V95H243ZM92 94H95V95L91 96ZM137 94H136V96H139L141 93H139V95H137ZM240 94H242V95H240ZM54 95H55V98H54ZM134 95H135V93L132 92V96H134ZM40 96H39V98H42ZM56 96H58V97H56ZM227 96H229V95H227ZM237 96H239V97H237ZM251 96H253V97H251ZM120 97H121V94H120ZM19 98H20V100H19ZM136 98H139V97H136ZM165 98H167V99H165ZM102 99H105V102ZM108 99L110 101H108ZM119 99L121 100V98H119ZM249 99H251V100H249ZM31 100H37V99L32 98ZM62 100H63V102H62ZM65 100H66L67 103L65 102ZM94 100H95V102H94ZM96 100L98 102H100V100H102L104 103L102 101H101L102 103L101 102L100 103H96ZM235 100H237V101H235ZM136 101H134V102L136 103ZM249 101H250V103L252 102L251 103L252 106L250 105V103H247ZM86 102H87V100H86ZM118 102H120V101H118ZM62 103H63V105L66 104V105H64L66 107L62 106ZM111 103H112V105H111ZM138 103H136V104H138ZM170 103L171 102H169V104ZM229 103H228V105L230 106ZM6 104H8L9 106L7 107ZM93 104H94V106L97 109L94 108ZM95 104H97V105L99 104L101 106V108L98 109L99 105L97 106ZM119 104H121V103H118V106H119ZM255 104H256V107L258 109H255ZM60 105L62 106V108H61ZM70 105L71 106L74 105V106L71 108ZM89 105L90 106L92 105L93 107L91 106L92 108H89ZM102 105H103V107H105V109L102 108ZM185 105H187L186 108H184ZM171 106H172V109L169 110V108H171ZM247 106H248V108L251 107V108L248 109V111H246L247 110ZM67 107H69L68 108L69 110L67 109ZM78 107L79 108L82 107V108L79 109ZM253 107H254L255 110L252 109ZM86 108L89 109L90 111L89 110L86 111L87 110ZM113 108H114V111H113ZM91 109H94L93 112H91L92 111ZM100 109L102 111H97V110H100ZM180 109L184 110V111L182 110L183 113L181 112ZM172 110H174V112ZM178 110H180V112ZM109 111H111V112H109ZM164 111H166V112H164ZM238 111H240V112H238ZM175 112H176V114H175ZM178 112L180 114H178ZM244 112H245V115H244ZM247 112L251 113V114L253 113L252 115H254V113L257 114V115L252 116V118H251V116H249L251 114H248ZM109 113L110 114L112 113V114L110 115ZM166 113H168V114H166ZM235 113H236V115H235ZM179 115H181L182 117L179 118L180 117ZM242 115H243V117H245V119L244 118L242 119ZM259 115H261V116H259ZM62 116H66L65 119ZM158 116H159V118H161L160 119L161 122L158 121L159 120V118H157ZM68 117L71 120H73L72 123H71V120H69ZM253 117L257 118V119H254ZM103 118H106L107 120L103 119ZM246 118H247V120H246ZM250 118L252 120L249 121ZM64 120H65V122H64ZM198 120H199V122H197ZM244 120L246 121L247 124H245ZM241 121H243V122H241ZM251 121H254V122H251ZM257 121L259 122V124H258ZM103 122H105L106 124L103 123ZM137 122H141V123H137ZM68 123L70 124L71 127L69 126ZM73 123H74L75 126L73 125ZM199 123H202L203 125L199 124ZM243 123L245 125H243ZM61 124L63 125V127H62ZM66 124H67V126H65ZM100 124H102V125H100ZM137 124L139 125V127H138ZM105 125H108V128ZM158 125H161L163 127L160 126L158 128ZM200 125H201V128H200ZM211 125H212L213 129H211L212 128ZM59 126H61L63 129L61 127L59 128ZM73 126L75 127V129H74ZM92 126H94V127H92ZM148 126H149V128H147ZM164 126H165V128H164ZM166 126H167V128H166ZM195 126H196V128H195ZM203 126H204V128H203ZM206 126L209 127V128H207ZM72 127H73V129L75 131L72 130ZM105 127L108 129L107 131H106ZM4 128H5V130H4ZM20 128H22V129H20ZM69 128H71V129L69 130ZM132 129H134V130H132ZM139 129H142V130H140V132H139L138 131ZM155 129H156V131H155ZM208 129H211V130H208ZM175 130H176V132H175ZM202 130L203 131H207V134H206V132L203 133ZM3 131H5V132H3ZM11 131H13V132H11ZM170 131H172V132H170ZM208 132L211 133L210 137L208 135ZM77 133H79V135ZM85 133H86V135H85ZM123 133H125V135ZM181 133H182V135H181ZM80 134H82L83 136L80 135ZM204 134H205V136H204ZM87 135H89V136L87 137ZM108 135H109V138H108ZM17 136H19V137H17ZM79 136H81V137H79ZM84 137L85 138H89V140L91 142L94 140L92 143H93L94 148L96 149L95 152L98 153L97 154L98 156L94 157L95 158L94 160L95 161L97 160L96 162L95 161L93 162L90 156H88L87 158H85V157L83 158V153H81V150H82V147H84V145H85V140L83 141V139H85ZM7 138H9V139H7ZM91 138L93 140H91ZM1 139H2V141H1ZM99 139H100V141H99ZM185 139H186V141H187V139L189 140V144L191 143V145H189V147L187 146L188 145V141L186 142ZM8 140H11V141L8 142ZM213 140L215 142H213ZM2 142H3V144H2ZM15 142H17L16 145H15ZM100 142H102V143H100ZM243 142H244V139H243ZM19 143L21 145H19ZM10 145L12 146L11 147V151H10V147H9ZM27 145H29L30 147L32 146V147L30 148ZM205 146L207 147L209 145H205ZM223 146H225L226 150L224 149ZM22 150H23V153H22ZM228 150L229 151L231 150L233 152H231V151L229 152ZM226 151H228V153ZM105 152H107V153H105ZM209 153L211 154V152H209ZM210 154H208L209 156H208L207 160L210 158ZM65 155H66V158L64 157ZM102 156H103V158H102ZM197 156H199L200 158L197 159L196 158ZM98 159H100V160H98ZM62 160H64V161H62ZM208 161L210 162V159ZM61 162H63V163H61ZM64 162H65V165H64ZM101 163L99 164V166H101L102 164L104 165V163H102V164ZM103 165H102V167H103ZM54 166H55V168H54ZM80 166L83 167L84 169L83 168L81 169ZM88 166H90V167L88 168ZM61 167H62V169H61ZM189 167L191 168V170L189 169ZM72 169H74V170H72ZM90 169L88 170V173L91 171ZM30 171L28 169L27 173H30ZM146 171H147V173H149L150 171H153V168L150 165L149 166L147 165ZM72 179L78 180V181L75 182ZM53 182L55 183V181H53ZM143 182H144V180L141 179V183H143ZM63 183H61V184H63ZM0 186H2L1 183H0ZM55 188H57V189H55ZM84 189H86V188H84ZM60 194H62V195L60 196ZM208 197H209V199L210 198L211 199L208 200ZM190 203H191V205H189ZM30 205H32V206H30ZM100 214H102V213H100ZM100 214L97 212V214H96L97 216L96 215L94 216V217H96L95 218L96 220L101 217ZM70 216L74 217L73 215H70ZM3 217H0V218H3ZM196 222H197V224H195ZM33 224L34 225L36 224L37 226H39V229L41 230L43 236H45L46 233H48L50 235V236L46 235L43 239L39 238L40 240H38V238H37V240L40 241L39 242L40 244L37 243L38 242L37 240H35V242L37 241L36 243L33 242V243H35V245L38 244V247L40 246L39 248L42 249V250L38 249L39 253L35 252L36 253L35 255L32 253L34 256L31 253L28 254L27 252H24L23 248L20 247V246L25 245L24 243H28V241L31 242L33 237L34 238L39 237V234H38L39 232L37 233L38 229L37 230L34 229V232L31 231L32 229L30 228L29 225L33 226ZM133 226H135V225H133ZM143 226H145V229H144ZM175 226L176 227H180V228H186V229L189 230L190 233H188V230L182 231V233L183 234L185 233V234L183 235L181 233L179 238L183 239L184 241L182 242V244L180 243L179 246H176V247L173 246L172 247V246L167 245V241H169L168 240L169 239L168 229L171 230V228H173ZM190 226H191V228H190ZM35 230H36V232H35ZM109 230H110V233H109ZM140 232H142V233H140ZM223 232L224 233L226 232V234H228L227 237L224 236L225 234L223 235ZM135 235H136V237H135ZM81 236H83V238ZM4 237H5V239H4ZM141 237H142V240H141ZM150 239H152V240H150ZM64 240L65 241L67 240L66 242L69 241L70 242V246L68 244H65V246L63 245L64 247L61 246L60 243L61 242L62 243L65 242ZM148 240H149V242H148ZM201 240L205 244L204 246L206 248L203 246L202 242H200ZM76 241L78 243L80 242L81 244L80 243L78 244ZM125 241H126V243H125ZM150 241H151V243L153 241H155V242H153V243H155V245L153 243L150 244ZM197 241H199V242H197ZM137 242H139V244H137ZM160 242H162L161 243L162 245L160 244ZM127 243H128V245H126ZM119 244H120V246H119ZM156 244H157V246H156ZM145 245H146V247H145ZM159 245H161V246L159 247ZM127 246H130V247L128 248ZM153 246H155V247L153 248ZM201 246H203V247H201ZM23 247H25V246H23ZM130 248H132L133 250L130 249ZM44 249H45V251H44ZM154 249H156L158 251H156ZM139 250L141 251V253L138 252ZM78 252H80V251H78ZM94 253L95 254L97 253V254L95 255ZM150 253H152V254L154 253V254L151 255ZM29 255L30 256L32 255L31 256L32 258ZM99 256H101V257H99ZM58 257H60V258H58ZM92 258H94L96 260H94ZM32 261H33V263H31ZM81 261H82V263H81ZM92 262H94V263H92ZM61 263H59V264H61ZM47 264H52V263L48 262Z\"/></svg>",
    "mask_w": 264,
    "mask_h": 264
}]
</instances>
